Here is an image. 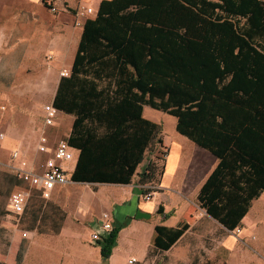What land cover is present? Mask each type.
I'll list each match as a JSON object with an SVG mask.
<instances>
[{
	"label": "trees",
	"instance_id": "16d2710c",
	"mask_svg": "<svg viewBox=\"0 0 264 264\" xmlns=\"http://www.w3.org/2000/svg\"><path fill=\"white\" fill-rule=\"evenodd\" d=\"M53 105L74 116L65 140L79 153L77 183L129 184L162 142L144 106L174 116L178 132L217 156L197 200L234 231L264 191V0H103ZM118 230L96 243L103 259Z\"/></svg>",
	"mask_w": 264,
	"mask_h": 264
},
{
	"label": "rangeland",
	"instance_id": "374dc122",
	"mask_svg": "<svg viewBox=\"0 0 264 264\" xmlns=\"http://www.w3.org/2000/svg\"><path fill=\"white\" fill-rule=\"evenodd\" d=\"M49 3L57 8L56 13L50 10ZM44 6L52 16L51 21L42 17L47 30L54 26L53 17L66 14V18L58 20L57 32L52 29V33H41V45L31 49L26 42L31 33L30 25L23 19L32 11L29 5L25 0H0V132L6 138L0 145V264H99L100 257L94 248L97 241L91 237L98 216L96 208L112 200L111 193L123 191L122 187L71 181L54 190L49 197H43L37 188L14 178L17 176L14 168L20 165V160L13 156L15 151L28 167L39 168L46 158L38 150L42 132H46L54 147L67 139L65 132L71 122L61 113L54 126L45 124L44 106L53 101L58 82L70 73L72 65L64 64L62 59L67 50L63 48L65 43L58 42L57 49H45L42 44L55 37L67 39L68 26L75 24L76 19L73 21L72 8L65 7V13L62 12L65 5H61L60 0L44 1ZM83 8H76L77 19L82 22L93 15L87 13L80 17ZM151 110L147 107V113ZM155 113L169 142L176 132V121L170 114ZM166 149L158 145L154 150H147L133 181L138 184L139 174L151 161L156 171L154 178L141 185L142 190L158 189L166 163ZM69 167L72 170L73 164ZM16 190H23L27 195V204L21 213L14 212L9 201ZM256 202H252L253 206ZM260 215L253 216L251 231L240 234L243 226L235 232L217 228L205 212L198 209V221L182 238L183 243L168 253L155 251L150 254V261L143 264H264V215ZM229 235L236 238V245L226 248L224 244ZM133 250L136 252L137 247ZM20 251L23 257L18 263Z\"/></svg>",
	"mask_w": 264,
	"mask_h": 264
},
{
	"label": "crops",
	"instance_id": "0c3cea01",
	"mask_svg": "<svg viewBox=\"0 0 264 264\" xmlns=\"http://www.w3.org/2000/svg\"><path fill=\"white\" fill-rule=\"evenodd\" d=\"M44 1L46 2L47 0H25V3L29 5V8L33 11V13L32 11L28 12L23 18L30 25L29 32L31 33L27 35L28 38L26 42L31 49H35L41 45V33H52V29L54 33L57 32L58 20L63 21L66 18V14L53 17L54 26L47 30L44 24H42V17L51 21L52 16L45 10ZM102 1L103 0H60V3L61 5H65L62 8V12L64 13L66 11L65 7L72 8L73 21H75L78 17L76 10L78 6L92 8L93 15L88 18H95ZM54 4L56 5L57 2H54ZM85 20L82 22L81 27H76L73 23L68 26L67 39H57V37H55L51 42L49 41L50 39L47 41L44 40L45 44H42V47L45 49H57L60 46L58 42L60 44L65 43L63 48H67V50L63 53L62 59L64 60V64L73 65L75 52L78 49ZM58 52H60V50ZM61 52H63V50H61ZM37 54L39 56L40 51ZM50 103H53V101ZM147 107L150 106H144L143 117L161 124L155 117L157 114L155 112L162 111L150 107L153 110L149 111L148 114ZM65 115L64 118H70L71 120L70 126L65 132L68 137L72 130L74 116ZM172 117L177 124V119L174 116ZM163 132L161 136L162 142L159 147L167 148V158L162 178L158 183L159 187L156 191L153 190V196L150 199H144L141 184H137L133 180H131L129 184H109L113 186L118 185L122 187L123 191H113L110 195L112 200L103 202L96 208L98 216L91 229V237L94 232L100 230L102 227L101 215L103 212L110 214L114 227H119L116 244L112 248L111 255L108 258L102 259L101 247L97 244L94 246L96 253L100 257L99 264H130L128 261L134 257L137 260L136 263L133 264H143L146 260L150 261V254L155 251L170 252L173 248L183 243L182 238L189 229L197 223L198 209L205 212L211 224L216 225L217 228L227 229L215 218L208 215L207 211L200 207L197 200L200 189L203 187L204 183L207 182L215 167L219 164L217 156L187 138L186 135L178 132L177 129L169 142L166 140V136ZM5 140L6 138L4 141ZM4 141L0 145H2ZM48 143L51 147L49 139ZM74 151L75 158L62 163L65 170L70 172L71 175L75 169L79 154L78 151ZM70 164H73L72 170L69 167ZM59 187L63 186H58L54 190H57ZM256 200V204H254V206L252 204L249 212L241 220V224L238 228L243 226V231L241 229L240 234L251 231V225L253 224L252 218L254 215L259 213L261 214L260 216L264 215V191L258 199L253 201ZM224 245L225 247L235 246L236 238L229 235ZM134 247H137L136 252L133 250ZM152 259L153 261L155 260L154 257Z\"/></svg>",
	"mask_w": 264,
	"mask_h": 264
},
{
	"label": "built area",
	"instance_id": "2783aa9c",
	"mask_svg": "<svg viewBox=\"0 0 264 264\" xmlns=\"http://www.w3.org/2000/svg\"><path fill=\"white\" fill-rule=\"evenodd\" d=\"M49 8L52 12L56 13L57 8L49 3ZM84 11L79 13V16H85L87 13H92V8H83ZM76 26H82V20L76 18ZM60 112L53 103L46 104L44 106V120L46 126H53L56 123L57 117ZM5 135L0 132V144L4 141ZM38 150L42 154L46 155L44 162L40 163L39 168L28 167L25 160L19 159V154L17 151L13 153L15 159L20 160V165L15 167V173L18 178L24 182V184L31 187L37 188L43 197H49L53 190L58 186H64L71 182V173L65 170L62 163L75 158V151L68 144L65 139L59 141V143L50 147L48 143V138L46 132H42L40 135V141L38 145ZM153 196L152 192L144 194V199H150ZM10 205L14 212L21 213L27 204V195L23 190H16L10 196ZM101 229L92 234V238L95 241H99L105 238L109 232L114 228L111 216L107 212H103L101 215ZM240 231V230H239ZM135 257L130 259L128 262L130 264L136 263Z\"/></svg>",
	"mask_w": 264,
	"mask_h": 264
},
{
	"label": "water",
	"instance_id": "95a60500",
	"mask_svg": "<svg viewBox=\"0 0 264 264\" xmlns=\"http://www.w3.org/2000/svg\"><path fill=\"white\" fill-rule=\"evenodd\" d=\"M146 168V167H145Z\"/></svg>",
	"mask_w": 264,
	"mask_h": 264
}]
</instances>
